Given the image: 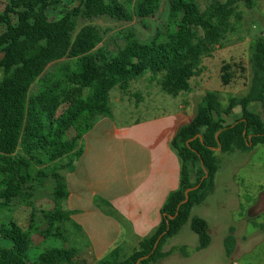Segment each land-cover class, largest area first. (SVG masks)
I'll use <instances>...</instances> for the list:
<instances>
[{"label":"trees","instance_id":"1","mask_svg":"<svg viewBox=\"0 0 264 264\" xmlns=\"http://www.w3.org/2000/svg\"><path fill=\"white\" fill-rule=\"evenodd\" d=\"M62 1L10 0L0 13L4 28L0 34V214L13 202L32 197L36 187L50 178L54 180L55 206L46 215L47 231L40 232L33 218L27 231L14 222L0 226V238L12 244L11 248L0 245V264H81L74 246L53 247L32 257L31 242L33 234L40 232L45 239L54 236L69 244L68 227L81 231L65 209L69 190L62 171L74 170L84 153V137L97 118L112 116L110 93L116 88L127 93L131 82L149 74L167 95L190 92L203 58L231 30L235 6H255L254 0H209L201 9L195 0H169L164 29H157L147 39L139 38L133 28L123 30L118 37L123 44L112 50L100 47L104 33L98 26L89 24L78 30L79 21L138 20L148 27L163 0H73L68 11L50 18L49 9ZM228 69L226 66L223 71ZM225 72L222 81L227 84L231 74ZM249 72L245 95L224 104L220 92H206L191 121L175 134L173 146L182 162L181 181L162 207L159 226L127 258L116 249L97 264H136L146 256L140 264H156L170 255L163 251L164 245L189 221L199 238L198 251L211 244L207 222L191 218V213L214 191L218 149L222 153L250 152L264 144L262 116L250 109L255 103L264 107V41L253 48ZM35 83L39 87L32 91ZM63 106L64 111L58 114ZM237 108L240 118L226 124L225 116L231 117ZM65 159L66 164L56 165ZM206 173L208 177L201 182ZM198 185L181 205L185 192ZM232 233L231 229L225 239L227 257L235 246Z\"/></svg>","mask_w":264,"mask_h":264},{"label":"rangeland","instance_id":"2","mask_svg":"<svg viewBox=\"0 0 264 264\" xmlns=\"http://www.w3.org/2000/svg\"><path fill=\"white\" fill-rule=\"evenodd\" d=\"M10 0H0V13H2ZM204 9L209 0H195ZM255 6L247 8L243 3L235 6V12L230 20L231 30L226 35L220 45L215 46L206 55L201 64V71L191 80V91L180 94L178 97L165 95L156 81L151 80V75H147L137 81L131 82L127 93L120 88L114 89L110 93V104L112 118L119 124L131 123L137 119H145L154 116L163 110L173 111L180 104L181 100L190 108V113L195 114L196 107L206 92L217 91L222 94L224 104L234 96H243L248 91L250 59L254 46L258 41H264V0H254ZM73 5V0H63L62 3L53 6L48 11V16L52 19L68 11ZM169 0H163L160 11L148 21V27L138 21L123 23L109 18H98L94 20L79 21L78 30L85 25L98 26L104 33V42L112 50H117L118 45H122V40L118 39L119 33L128 28H133L139 38L147 39L154 34L157 29H164L168 24ZM4 28L0 26V34ZM2 55H0V58ZM62 62L53 63L47 71L54 70ZM229 67L225 72L223 69ZM231 74L230 82L224 84L222 76ZM39 85L35 83L32 91H37ZM164 95H163V94ZM163 97L162 106H146L147 101H158ZM120 100V101H119ZM140 101H145L137 108ZM65 106L61 107L58 114H61ZM250 109L259 113L264 119V107L259 104H252ZM194 116V115H193ZM240 109H235L234 115L226 117V124H232L236 118H240ZM220 159V171L218 172V182L220 187L211 195L203 205L196 206L193 215L203 217L212 227L213 248L207 253L201 252L197 255L194 248L199 244L196 234L191 231L190 223L185 225L183 230L169 241L170 246H187L191 250L190 260H184L174 255L169 262L159 264H225V252L223 249V236L227 235L231 227H234L238 234L239 242L244 243L247 239V231L264 232V145L257 146L250 152L235 151L222 153L217 151ZM67 159L58 162L57 166L67 163ZM198 170V169H197ZM68 170H63L65 172ZM231 175L233 177H231ZM232 185L230 186V182ZM54 180L48 179L44 185L37 186L32 197H26L22 201H15L9 208L0 214V226L3 223L14 222L27 231L28 225L33 218V225L40 232L49 229L46 215L54 211V201L52 190ZM99 198L95 199L98 203ZM258 224V227L252 225ZM67 227H65L66 229ZM65 235L70 238L69 244L62 239L50 236L44 238L39 233H34L30 254L36 257L47 249L62 248L79 245L77 236L73 228H69ZM0 245L11 248L9 241L0 238ZM166 248V247H165ZM264 251V242L263 247ZM83 250V248H82ZM81 252V251H80ZM132 252L129 253L131 255ZM79 255V254H78ZM128 255V256H129ZM81 257H86L81 254ZM127 256V257H128ZM81 261V259L79 258ZM237 260L226 259V264H234ZM247 259H241L240 264H246Z\"/></svg>","mask_w":264,"mask_h":264},{"label":"crops","instance_id":"3","mask_svg":"<svg viewBox=\"0 0 264 264\" xmlns=\"http://www.w3.org/2000/svg\"><path fill=\"white\" fill-rule=\"evenodd\" d=\"M144 102L140 101L137 108ZM147 102L153 105L145 104L144 111L149 109L146 106H162L163 97ZM190 111L181 100L173 111L163 110L131 123L119 124L112 118L113 113L110 117L97 118L94 128L84 137V153L75 162L74 170L63 173L69 190L65 209L71 212L72 221L81 228L77 233L80 244L75 246L81 264H97L116 249L121 251L122 258H127L138 248L140 241L159 226L164 203L180 186L182 162L173 139L178 129L193 118ZM220 165L221 162L218 172ZM218 172L214 191L206 200L220 187ZM191 179H194L192 175ZM96 198H99L98 203ZM194 208L191 218L200 217L193 215ZM200 218L208 224L211 244L201 251L197 249L198 244L194 248L197 255L210 253L213 248L212 227L204 215ZM188 223L191 227V222ZM250 227L244 243L239 242L234 227L223 236L225 264L227 258L237 260V264L241 259H247L246 264H264V232ZM231 229L235 246L232 255L227 257L225 239ZM171 239L163 248L170 255L156 264L169 262L176 254L190 260L191 250L186 245L170 246ZM80 253L86 257H81Z\"/></svg>","mask_w":264,"mask_h":264},{"label":"water","instance_id":"4","mask_svg":"<svg viewBox=\"0 0 264 264\" xmlns=\"http://www.w3.org/2000/svg\"><path fill=\"white\" fill-rule=\"evenodd\" d=\"M251 139H252V138H251V136H250V137L248 138V142H249L250 145L252 144ZM219 150H220V149H218V151H219ZM207 177H208V174L206 173L205 177L202 178L201 182L204 181L205 178H207ZM199 186H200V185H198V186H196V187H193V188H190V189H188V190L185 192L186 198H185V200L181 203V205H182L183 203H186V202L188 201V199H189L188 194H189L191 191L196 190ZM179 208H180V206L178 207V210H179ZM171 218H173V217H171ZM161 237H162V236H161ZM161 237L159 238L158 242L160 241ZM158 242H157V244L155 245V248L157 247ZM147 258H148V256H146V257H144V258H141L136 264H140L141 261H143L144 259H147Z\"/></svg>","mask_w":264,"mask_h":264},{"label":"built area","instance_id":"5","mask_svg":"<svg viewBox=\"0 0 264 264\" xmlns=\"http://www.w3.org/2000/svg\"><path fill=\"white\" fill-rule=\"evenodd\" d=\"M234 264H237V263H234Z\"/></svg>","mask_w":264,"mask_h":264}]
</instances>
